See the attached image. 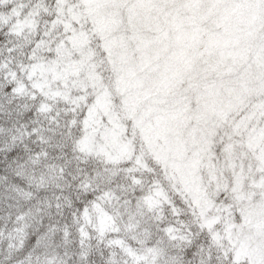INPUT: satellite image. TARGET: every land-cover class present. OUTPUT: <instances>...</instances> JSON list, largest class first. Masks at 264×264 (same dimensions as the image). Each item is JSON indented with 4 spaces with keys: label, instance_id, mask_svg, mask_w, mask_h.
I'll return each mask as SVG.
<instances>
[{
    "label": "snow or ice",
    "instance_id": "6c2138e0",
    "mask_svg": "<svg viewBox=\"0 0 264 264\" xmlns=\"http://www.w3.org/2000/svg\"><path fill=\"white\" fill-rule=\"evenodd\" d=\"M0 264H264V0H0Z\"/></svg>",
    "mask_w": 264,
    "mask_h": 264
}]
</instances>
